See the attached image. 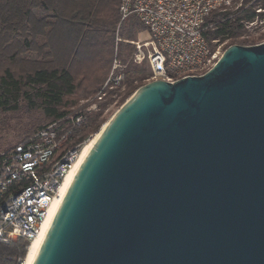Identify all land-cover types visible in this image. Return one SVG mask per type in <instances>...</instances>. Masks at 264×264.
I'll return each instance as SVG.
<instances>
[{"label":"water","instance_id":"95a60500","mask_svg":"<svg viewBox=\"0 0 264 264\" xmlns=\"http://www.w3.org/2000/svg\"><path fill=\"white\" fill-rule=\"evenodd\" d=\"M32 264H264V41L139 87L83 155Z\"/></svg>","mask_w":264,"mask_h":264},{"label":"trees","instance_id":"16d2710c","mask_svg":"<svg viewBox=\"0 0 264 264\" xmlns=\"http://www.w3.org/2000/svg\"><path fill=\"white\" fill-rule=\"evenodd\" d=\"M250 0H244L243 5ZM263 0L255 6H263ZM120 0H0V109L28 95L38 97L45 117L55 121L69 110L67 98L96 94L108 78L115 56V30L119 23ZM254 4V3H253ZM242 7V6H241ZM214 12L208 18L213 28L204 31L210 42L229 39L230 44L247 45L238 38L244 22L260 12ZM139 31L144 28L136 21ZM119 41L116 53L124 65L125 97L147 82L145 63L130 60L133 45ZM119 43L129 47L124 55ZM212 46V44H210ZM119 49V52H118ZM145 66V67H144ZM105 102L97 111L84 113V119L67 144L85 141L101 129ZM96 133V134H97ZM24 240L0 243V264H17L24 259Z\"/></svg>","mask_w":264,"mask_h":264},{"label":"built area","instance_id":"2783aa9c","mask_svg":"<svg viewBox=\"0 0 264 264\" xmlns=\"http://www.w3.org/2000/svg\"><path fill=\"white\" fill-rule=\"evenodd\" d=\"M236 3L238 0H120L119 23L134 17L146 33L144 41L132 42L130 60L145 63L147 82L172 83L203 75L223 53L218 39L208 42L203 34L214 27L208 18L214 12L236 10L239 7L231 9ZM120 40L116 37L115 41ZM122 68L114 57L109 77L87 111L103 101L107 87L123 82ZM83 119L82 111L67 113L0 153V243L21 239L29 244L37 236L59 185L75 167L88 139L67 146ZM17 264H24V259Z\"/></svg>","mask_w":264,"mask_h":264},{"label":"rangeland","instance_id":"374dc122","mask_svg":"<svg viewBox=\"0 0 264 264\" xmlns=\"http://www.w3.org/2000/svg\"><path fill=\"white\" fill-rule=\"evenodd\" d=\"M243 1L244 0H238V3L234 4L231 7V9L234 10L235 8L242 6L238 11V13L242 14L244 12L250 13L254 11V12H260L262 15L259 17H255V19L252 21L251 24L248 23V25H246V22H244V32L238 39L246 41L247 45H253L259 42H263L264 41V8L263 6L259 7V5L255 6V1L257 0H250L244 5H243ZM262 2L264 3V0ZM136 21L140 24V22L134 17H130L125 21L118 23L117 28L115 30V40L116 37L120 38L121 39L120 41L122 42L126 41L124 39H134L135 41H127L131 45H133L132 42H136L140 40L144 41L146 38L144 34L145 31L142 30L138 32V29L136 27ZM117 43L118 42L115 41L116 51H117V45H116ZM118 45H119L118 48L120 50L122 49V53L124 55L128 54V58H129V54H130L129 47H126V45H123L121 43H119ZM219 45L221 51L224 52L226 48H228L230 45L233 44H230L229 39H225L220 41ZM116 51L114 57H117V59L120 60L119 56H117L118 54L116 53ZM128 61L129 60L127 59V61L125 62L126 65L128 64ZM112 86L113 88L107 87L105 89L106 95L103 101L98 102L97 108H95L94 110H90V111H97L99 105L105 102V105L102 109V113L100 116V119H102L101 126L107 123V121L120 108V106L138 89L137 88L132 94L125 97L124 96L126 92L125 83L122 82L120 85L117 86L112 85ZM96 94L91 96H85L84 93H80L77 98H75V96H71L67 98V103H65L64 106L69 110L68 113L70 112L75 113L79 111H82L83 113L90 112L87 111L86 108H90L94 104L93 101L95 100ZM28 98H29L28 95L27 96L24 95L23 97L19 98L17 102H14L12 104L15 106L9 105L6 108L0 109V153L8 150L19 141L23 140L26 137L31 136L38 129L51 122V119L45 117L43 108L41 106V100L35 96L32 97L31 99ZM96 133H92L91 135H89L87 141H89Z\"/></svg>","mask_w":264,"mask_h":264},{"label":"bare ground","instance_id":"6f19581e","mask_svg":"<svg viewBox=\"0 0 264 264\" xmlns=\"http://www.w3.org/2000/svg\"><path fill=\"white\" fill-rule=\"evenodd\" d=\"M97 134H95L89 141L85 142V144L83 145V147L81 149V152L79 154L78 161H77L75 167L70 172H68L66 174V176L63 179V181L59 185L58 194L55 197V199L52 201L51 205L49 206V208L47 210V214H46V216H45V218H44V220H43V222H42V224L40 226V229H39V232H38L37 236L29 243V245L27 247L26 255L24 257V264H32L33 263V261L35 259V256H36V254H37V252L39 250V247H40V245L42 243L44 232H45V230L47 228V225H48V223H49V221H50V219H51V217L53 215V212H54V210H55V208H56L61 196L64 194V192L68 188V186H69V184H70V182H71V180L73 178V175H74V173H75V171L77 169V166H78L80 160L82 159L83 155L85 154L87 149L90 147V145L93 143V141H94L95 137L97 136Z\"/></svg>","mask_w":264,"mask_h":264},{"label":"crops","instance_id":"0c3cea01","mask_svg":"<svg viewBox=\"0 0 264 264\" xmlns=\"http://www.w3.org/2000/svg\"><path fill=\"white\" fill-rule=\"evenodd\" d=\"M145 34V36H146V33H144Z\"/></svg>","mask_w":264,"mask_h":264}]
</instances>
